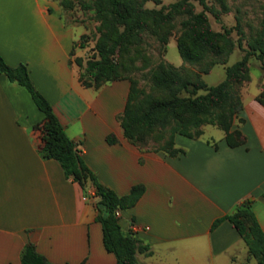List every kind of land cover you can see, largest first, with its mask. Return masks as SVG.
<instances>
[{"label": "crops", "instance_id": "obj_1", "mask_svg": "<svg viewBox=\"0 0 264 264\" xmlns=\"http://www.w3.org/2000/svg\"><path fill=\"white\" fill-rule=\"evenodd\" d=\"M61 10L53 0H0V55L10 65L25 63L101 184L117 194L144 185L135 203L117 212L121 228L137 225L133 232L148 244L149 253L135 252L138 264H255L231 222L211 223L249 198L264 229V102L257 97L264 95V71L258 59L248 57L249 79L239 89L242 120L233 127L244 135L242 143L228 145L216 127V135L176 133L174 143L184 152L173 156L140 150L123 137L116 117L128 80L94 87L78 79L74 57L83 56L78 39L85 29ZM251 65L258 69L254 77ZM42 116L28 91L0 72V264H21L26 242L54 264H114L102 244L93 186L82 188L56 159L41 155ZM109 132L113 143L105 139Z\"/></svg>", "mask_w": 264, "mask_h": 264}, {"label": "trees", "instance_id": "obj_2", "mask_svg": "<svg viewBox=\"0 0 264 264\" xmlns=\"http://www.w3.org/2000/svg\"><path fill=\"white\" fill-rule=\"evenodd\" d=\"M144 1L83 2V6L93 9L97 35L91 52L84 59L82 56L74 57L79 67L78 79L84 85L94 87L115 79L128 80L123 107L116 117L123 137L140 150L162 151L171 156L182 153L184 149L175 145L174 135L178 133L196 138L202 133V124L220 128L230 146L242 143L244 135L239 128L233 127V122L242 120L237 115L242 107L239 89L249 79L248 57L257 58L264 71V13L259 27L244 35L242 41L241 36L234 39L230 35V27L222 26V30L210 27L205 11L217 17L218 9L203 0H200L202 8L198 11H194L192 3L186 0H174L158 7L145 6ZM59 3L65 7L71 5L70 0H59ZM182 13L184 16L178 21L176 49L183 61L198 65V69L158 60L147 70L146 87L139 85L136 78L124 75L123 68L131 64L134 56H141L143 32L149 31L164 42L173 26L174 16ZM238 31L243 32L241 29ZM80 46H84L83 43ZM234 46L242 51L240 57L224 65L223 77L218 82L206 83L201 73L208 72L214 63L226 62ZM0 72L9 81L21 84L43 113L37 125L42 140L39 147L41 155L56 159L63 174L77 181L82 188L85 189L86 182L93 186V194L97 196L95 218L100 223L104 248L114 254V264H138L135 252L149 253L148 244L143 243L132 229L121 228L117 212L133 205L144 185L137 182L126 193L117 194L101 184L81 158L76 143L65 133L49 101L36 88L25 63L20 61L10 65L0 55ZM257 97L264 102L263 92L260 91ZM105 139L108 143L117 140L111 132L105 135ZM211 143L216 145L214 141ZM222 219L232 223L246 245L247 255L254 257L255 264H264V229L256 220L251 200L244 198L235 203L230 211L216 217L211 226ZM20 262L54 264L36 251L30 242L22 247Z\"/></svg>", "mask_w": 264, "mask_h": 264}, {"label": "rangeland", "instance_id": "obj_3", "mask_svg": "<svg viewBox=\"0 0 264 264\" xmlns=\"http://www.w3.org/2000/svg\"><path fill=\"white\" fill-rule=\"evenodd\" d=\"M59 5V0H53ZM84 1L89 0H70V6H61V14L66 20H73L84 26L83 37H79L78 42L83 43V59L91 52L97 32L95 26L97 20L93 16V9L83 6ZM174 0H160L155 3L153 0H145L144 5L158 7L160 4H167ZM193 5L194 11L202 8L200 0H186ZM207 5H213L218 9L217 17H214L209 11H205L210 27L214 30H222V26L230 27V35L235 39L238 36L243 38L244 35L252 33L259 27L261 17L264 13V0H203ZM226 7V10L223 9ZM184 15L176 14L172 20L173 26L167 36V40L162 42L157 35L145 31L142 34L143 41L140 45L141 56H134L131 64L124 67L122 73L134 77L138 80L139 85L146 87V75L150 66L158 60H166L176 66H183L188 69L197 70L198 65L183 61L176 49V37L179 34L178 21ZM241 29L243 32L238 31ZM244 38L242 39V41ZM243 43V42H242ZM242 51L234 46L226 62L214 63L206 73H201L202 78L208 84H214L223 77L224 65L231 63ZM181 59V63L176 64ZM257 59V58H256ZM256 61V60H255ZM259 61V60H257ZM250 73L254 77L258 69L254 65L250 66ZM236 121V120H234ZM201 135L207 136L209 133L217 134L218 128L212 124H202Z\"/></svg>", "mask_w": 264, "mask_h": 264}, {"label": "built area", "instance_id": "obj_4", "mask_svg": "<svg viewBox=\"0 0 264 264\" xmlns=\"http://www.w3.org/2000/svg\"><path fill=\"white\" fill-rule=\"evenodd\" d=\"M137 225H135V224H133L132 226H131V229H132V231H136L137 230Z\"/></svg>", "mask_w": 264, "mask_h": 264}]
</instances>
